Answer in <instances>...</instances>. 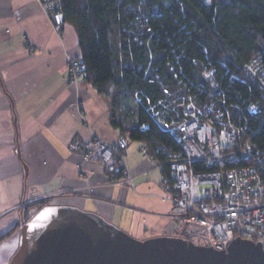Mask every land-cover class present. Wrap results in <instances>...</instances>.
I'll return each instance as SVG.
<instances>
[{"label": "crops", "instance_id": "0c3cea01", "mask_svg": "<svg viewBox=\"0 0 264 264\" xmlns=\"http://www.w3.org/2000/svg\"><path fill=\"white\" fill-rule=\"evenodd\" d=\"M80 55L75 27L58 29L39 0H0V237L10 231L0 264L18 250L26 214L51 204L98 213L143 238L175 231L172 204L155 206L164 187L152 173L164 171L144 142L130 140L125 150L132 183H111V173L73 148L121 136L110 98L69 81L67 61Z\"/></svg>", "mask_w": 264, "mask_h": 264}, {"label": "trees", "instance_id": "16d2710c", "mask_svg": "<svg viewBox=\"0 0 264 264\" xmlns=\"http://www.w3.org/2000/svg\"><path fill=\"white\" fill-rule=\"evenodd\" d=\"M57 2L63 24L78 34V57L86 65L82 82L110 98L113 126L131 141L144 142L155 159L182 151L154 117L168 97H185L201 108L224 97L235 115L236 104L248 114L252 101L260 109V126L264 90L244 68L256 56L264 60V0ZM259 139L264 142V125Z\"/></svg>", "mask_w": 264, "mask_h": 264}, {"label": "built area", "instance_id": "2783aa9c", "mask_svg": "<svg viewBox=\"0 0 264 264\" xmlns=\"http://www.w3.org/2000/svg\"><path fill=\"white\" fill-rule=\"evenodd\" d=\"M39 1L59 29L64 19L57 0ZM67 67L71 83L85 78L86 65L79 57H70ZM244 70L264 90L262 57L252 58ZM164 92L169 94L167 88ZM216 100L201 108L185 97H168L161 102L162 109L153 111L159 126L176 138L182 150L167 151L164 161L155 159L167 167L162 186L169 197L163 199L172 204L173 235L216 249H227L237 237L264 244V142L259 139L264 113L258 127L255 117L260 109L255 102L246 104L248 114L236 104L235 115L224 97ZM129 143L125 135L114 143L95 137L73 148L111 173V183H132L124 160Z\"/></svg>", "mask_w": 264, "mask_h": 264}, {"label": "water", "instance_id": "95a60500", "mask_svg": "<svg viewBox=\"0 0 264 264\" xmlns=\"http://www.w3.org/2000/svg\"><path fill=\"white\" fill-rule=\"evenodd\" d=\"M10 264H264V244L237 237L216 249L174 235L138 239L98 213L51 204L22 225Z\"/></svg>", "mask_w": 264, "mask_h": 264}, {"label": "rangeland", "instance_id": "374dc122", "mask_svg": "<svg viewBox=\"0 0 264 264\" xmlns=\"http://www.w3.org/2000/svg\"><path fill=\"white\" fill-rule=\"evenodd\" d=\"M131 142V141H130ZM133 143H137L138 144V142L137 141H134ZM155 171V170H154ZM164 174V173H163ZM152 175H154L155 176V178H157L158 180H159V182L161 181V180H163V178H164V175H162L161 174V172H160V170H157L156 172H155V174H154V172L152 173ZM163 197H165V198H168L169 197V191L168 190H166L165 188L163 189L162 188V190H161V193H160V197L158 198V200H157V202H159L158 204H155V206H156V208H162V206L163 207H167V205H168V203H169V201H167V200H163ZM142 232L140 231V232H137V233H130L132 236H134V237H136V238H138V239H144V238H148V237H142V234H141Z\"/></svg>", "mask_w": 264, "mask_h": 264}, {"label": "flooded vegetation", "instance_id": "af4514ba", "mask_svg": "<svg viewBox=\"0 0 264 264\" xmlns=\"http://www.w3.org/2000/svg\"><path fill=\"white\" fill-rule=\"evenodd\" d=\"M26 209H28V208H26ZM34 215V214H33ZM32 216H30L29 218H31Z\"/></svg>", "mask_w": 264, "mask_h": 264}]
</instances>
